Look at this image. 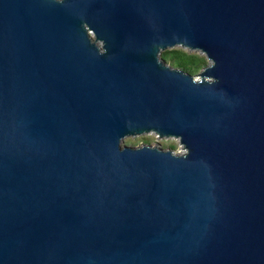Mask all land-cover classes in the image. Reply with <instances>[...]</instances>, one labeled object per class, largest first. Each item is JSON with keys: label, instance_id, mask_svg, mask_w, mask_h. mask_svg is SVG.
<instances>
[{"label": "water", "instance_id": "obj_1", "mask_svg": "<svg viewBox=\"0 0 264 264\" xmlns=\"http://www.w3.org/2000/svg\"><path fill=\"white\" fill-rule=\"evenodd\" d=\"M0 264H264V0H0Z\"/></svg>", "mask_w": 264, "mask_h": 264}, {"label": "rangeland", "instance_id": "obj_2", "mask_svg": "<svg viewBox=\"0 0 264 264\" xmlns=\"http://www.w3.org/2000/svg\"><path fill=\"white\" fill-rule=\"evenodd\" d=\"M166 51H164L166 52L164 56L162 57L161 55V57L167 64L175 68L183 69L191 75L198 76L203 69L209 65L206 55L200 52L188 51L181 47ZM122 144L128 146H141L143 144H150L153 146L159 145L164 149H173L176 152L181 151V147L177 140L159 139L154 134L128 137L124 139Z\"/></svg>", "mask_w": 264, "mask_h": 264}, {"label": "trees", "instance_id": "obj_3", "mask_svg": "<svg viewBox=\"0 0 264 264\" xmlns=\"http://www.w3.org/2000/svg\"><path fill=\"white\" fill-rule=\"evenodd\" d=\"M172 51H173V50H172ZM166 52H168V51H166ZM166 52L162 53V57L164 56V54H165Z\"/></svg>", "mask_w": 264, "mask_h": 264}]
</instances>
